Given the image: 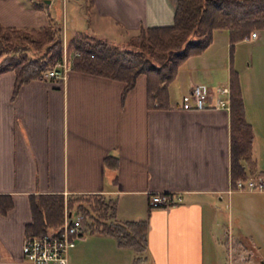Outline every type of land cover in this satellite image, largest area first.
<instances>
[{"label":"crops","instance_id":"crops-1","mask_svg":"<svg viewBox=\"0 0 264 264\" xmlns=\"http://www.w3.org/2000/svg\"><path fill=\"white\" fill-rule=\"evenodd\" d=\"M63 1L36 7L30 0H0V22L43 26L48 10ZM177 1L93 0L89 15L83 1L85 23L73 34L86 30L124 41L142 26L172 24ZM63 31L67 51L70 38ZM262 32L238 41L233 58L227 33L215 30L201 53L179 65L168 84L166 107L148 104L144 73L124 96L122 81L72 68L65 79H32L15 92L14 71L0 73V193L13 199L12 207L0 213V264H28L22 245L32 218L29 195L56 192L110 195L118 219L146 218L147 260L142 264H228L230 250L237 254L248 248L243 241L258 255L250 238L230 237L223 220L226 208L235 204L246 212L251 207L264 221V191L246 199L250 192L229 191L230 111L183 109L180 101L195 84L230 85L234 67L239 73L244 66L250 69L245 78L240 76L245 116L254 134L255 167L247 173L264 171V52L257 49L251 63H241L240 56L247 42H264ZM108 155L117 158L115 183L110 181ZM157 193H170L172 203L153 205ZM223 228L226 254L219 242ZM134 256V249L120 245L115 236L88 230L76 238L68 260L138 264Z\"/></svg>","mask_w":264,"mask_h":264},{"label":"trees","instance_id":"trees-1","mask_svg":"<svg viewBox=\"0 0 264 264\" xmlns=\"http://www.w3.org/2000/svg\"><path fill=\"white\" fill-rule=\"evenodd\" d=\"M36 7H46V0H30ZM89 15L93 0H83ZM48 10L43 26H12L0 22V73H15L14 92L44 73L64 56L63 21L58 2ZM228 34L230 50L236 42L264 30V0H178L174 20L169 25L140 27L124 40L121 47L86 30L76 31L67 41L69 67L124 83L122 96L130 91L139 74L147 77L150 106L168 105V84L179 65L190 55L201 53L212 41L215 30ZM232 56V55H231ZM230 180L264 177V171L248 175L255 167L252 158L253 128L245 116L238 74L230 80ZM106 165L110 181L116 182L117 158L108 155ZM32 218L25 225V235L58 232L67 213L81 212L89 232L113 235L118 243L134 249V262L147 260V219H118L115 198L102 193H31ZM13 205L10 194L0 193V213Z\"/></svg>","mask_w":264,"mask_h":264},{"label":"built area","instance_id":"built-area-1","mask_svg":"<svg viewBox=\"0 0 264 264\" xmlns=\"http://www.w3.org/2000/svg\"><path fill=\"white\" fill-rule=\"evenodd\" d=\"M256 35L257 31L255 30L251 37ZM69 68L64 41L62 62L56 63L44 73V76L45 78L65 79ZM180 106L183 109L216 107L229 110L230 85L218 84L213 88H206L200 84H195L190 92L182 95ZM231 190L262 192L264 191V178L239 177L229 189V191ZM151 202L153 205L167 206L172 203V197L170 193H157L152 196ZM87 231L84 214L81 212L71 214L65 211L64 221L58 232L26 236L22 245L23 256L28 264H69V250L75 245L76 238ZM233 251H229L228 264L235 262L244 264L252 252L247 248H241L237 254H234Z\"/></svg>","mask_w":264,"mask_h":264},{"label":"rangeland","instance_id":"rangeland-1","mask_svg":"<svg viewBox=\"0 0 264 264\" xmlns=\"http://www.w3.org/2000/svg\"><path fill=\"white\" fill-rule=\"evenodd\" d=\"M82 4L83 0H65L59 3V11L61 14L60 17L63 21V27L66 31L68 38L71 37L75 30L82 29V26L85 23V16L83 13L84 9ZM261 35L264 36V32H262ZM123 42V40L118 39H116L115 41V43L121 47L124 46ZM235 45L231 51L229 44V57L230 54H232L234 58ZM243 46L244 47L243 50H241L240 52V56H244V58L241 60V63H244V59L249 63H251L253 59L255 61V52H257V49H261L264 52V42H262V40H259L257 43L247 42V45L245 44ZM234 70L238 74L239 81L241 74L245 78L246 75H249V73H251V70L247 69L246 66L240 69V73L237 68L235 69V67ZM248 192H250V195H244V199H246V196H253L251 195V193H257V191H247L246 193ZM246 209L247 212L240 209L239 206H236L235 204L232 207L228 206V208H226L228 215H226L223 219L225 228L227 234L229 233L230 237L242 241L248 237L250 238L252 243H254V246L257 248L256 251L260 257L255 254V251L252 250L253 248H251L250 244H246L245 241H243L244 245L248 247L247 249H250L252 251L244 264H249V262L250 264H260L259 260H264V221H259V219L255 217L253 213L254 209H252L251 207H246ZM219 238L221 251H223V253L225 252L226 254L225 239H227V235L224 228L221 230ZM233 264L239 263L235 262Z\"/></svg>","mask_w":264,"mask_h":264},{"label":"water","instance_id":"water-1","mask_svg":"<svg viewBox=\"0 0 264 264\" xmlns=\"http://www.w3.org/2000/svg\"><path fill=\"white\" fill-rule=\"evenodd\" d=\"M259 261H260V264H264V260L260 259Z\"/></svg>","mask_w":264,"mask_h":264}]
</instances>
